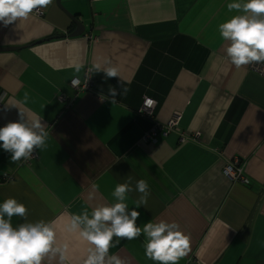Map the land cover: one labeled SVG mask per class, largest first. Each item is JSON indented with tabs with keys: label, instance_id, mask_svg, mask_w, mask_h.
I'll return each mask as SVG.
<instances>
[{
	"label": "crops",
	"instance_id": "obj_1",
	"mask_svg": "<svg viewBox=\"0 0 264 264\" xmlns=\"http://www.w3.org/2000/svg\"><path fill=\"white\" fill-rule=\"evenodd\" d=\"M246 2L51 0L26 19L0 23V127L23 112L48 133L28 164L0 146V204L14 198L26 206L13 228L55 221L53 251L41 264H83L95 246L80 235L84 224L71 229V218L118 203L112 193L129 177L124 202L128 214L139 212L141 233L113 237L109 256L158 264L145 256L143 227L164 221L190 237L178 264H264V77L250 64L237 69L219 32L233 16L251 17L227 8ZM71 15L84 35L71 37ZM96 63L117 66L119 77L92 70V89H73ZM120 79L128 92L112 104L108 89L119 92ZM145 98L157 102L154 120L140 113ZM175 118L177 130L146 139L156 122ZM236 159L248 184L223 174ZM141 179L150 194L137 208Z\"/></svg>",
	"mask_w": 264,
	"mask_h": 264
},
{
	"label": "clouds",
	"instance_id": "obj_2",
	"mask_svg": "<svg viewBox=\"0 0 264 264\" xmlns=\"http://www.w3.org/2000/svg\"><path fill=\"white\" fill-rule=\"evenodd\" d=\"M51 0H0V23L8 26L17 20L26 19L34 10L46 7ZM248 15L233 16L230 20L220 24L219 32L224 40H230L231 46L227 48V56L231 63L239 69L242 66L253 62L264 63V0H247L243 5L229 3V11L241 9ZM107 67L96 63L89 71H103L106 79L119 77V68L110 63ZM79 71V69H77ZM120 91L116 87L109 86L108 96L112 104L116 98L126 94L128 89L125 82L120 79ZM27 100V94H25ZM19 122H9L6 126L0 127V146L11 153L13 162L22 158H31L34 148H43L48 133L40 121L25 122V114L19 113ZM39 130V131H37ZM129 177L125 183L117 184L112 196L119 202L111 207H97L89 218L87 212L83 216L71 218V229H77L80 224L85 227L80 235L94 249H89V255L83 264H124L118 255L109 256L113 237L133 240L141 233L136 221L139 212L132 210L130 214L126 211L127 193L132 191ZM96 186H94L95 188ZM135 190L141 193L135 202L136 207L147 204L149 196L148 184L141 179L136 182ZM91 198V195H90ZM27 208L14 198L6 199L0 204V264H41L42 259L50 251L56 239L54 229L55 221L51 224L43 221L36 224H21L13 228L11 219L14 216H25ZM7 217V218H5ZM143 233L146 236L144 244L145 256L158 262V264H178L180 258L187 254L190 247V237L180 230L176 223L149 222L144 225ZM119 243V241H117ZM55 251L61 252L60 248ZM67 245H64L61 260L65 259L64 252Z\"/></svg>",
	"mask_w": 264,
	"mask_h": 264
},
{
	"label": "built area",
	"instance_id": "obj_3",
	"mask_svg": "<svg viewBox=\"0 0 264 264\" xmlns=\"http://www.w3.org/2000/svg\"><path fill=\"white\" fill-rule=\"evenodd\" d=\"M93 3L97 1L102 0H92ZM39 15H42V12L37 10L36 11ZM250 70L259 74L260 76L264 77V63H256L253 62L249 65ZM71 86L76 91H86L92 89V79H91V73L90 71H87L86 78L84 82H81L79 79H74L71 82ZM61 100H64V97H60ZM157 106V102L150 98H145L143 102V106L140 109V113L151 119H155V109ZM178 118H175L169 122H167L165 125H160L157 122L155 123L154 127L149 131V133L146 135L147 140H151L153 142L156 141V138L159 133H164L167 135L168 133L177 130L178 126ZM35 156V152L33 150V154L31 158ZM31 158L24 159L23 163L28 164L31 162ZM223 174L230 179L231 181H240L244 184H248L249 180L244 175V165L241 163L238 159H236L233 163L228 164L224 170Z\"/></svg>",
	"mask_w": 264,
	"mask_h": 264
},
{
	"label": "water",
	"instance_id": "obj_4",
	"mask_svg": "<svg viewBox=\"0 0 264 264\" xmlns=\"http://www.w3.org/2000/svg\"><path fill=\"white\" fill-rule=\"evenodd\" d=\"M75 25L77 26L76 31L71 35V37L82 36L85 33V25L76 17L71 15ZM6 50H14V48L6 49Z\"/></svg>",
	"mask_w": 264,
	"mask_h": 264
}]
</instances>
